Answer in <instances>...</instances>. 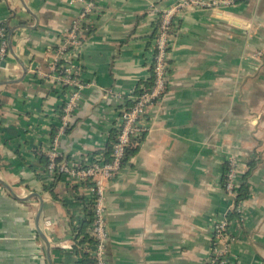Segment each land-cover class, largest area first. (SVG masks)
<instances>
[{"label":"crops","instance_id":"0c3cea01","mask_svg":"<svg viewBox=\"0 0 264 264\" xmlns=\"http://www.w3.org/2000/svg\"><path fill=\"white\" fill-rule=\"evenodd\" d=\"M178 1L97 0L74 56L84 86L58 138L64 159L89 162L120 127L122 109L150 87L157 11ZM83 8L81 0H0L9 51L0 60V264L79 259L74 226L91 188H75L66 175L55 180L39 153L67 98L51 66ZM170 52L167 92L149 111L150 129L108 184L107 263L206 264L212 221L233 201L224 174L235 156L248 196L230 225L228 264H264V0L185 11Z\"/></svg>","mask_w":264,"mask_h":264},{"label":"built area","instance_id":"2783aa9c","mask_svg":"<svg viewBox=\"0 0 264 264\" xmlns=\"http://www.w3.org/2000/svg\"><path fill=\"white\" fill-rule=\"evenodd\" d=\"M81 1H83L84 8L67 33V38L58 45L51 66V73L49 74V77L55 83L65 87L67 98L61 110L58 133L45 152L50 158L47 168L51 174L54 175L56 169H58L74 183H83L86 180L94 181L95 185L91 188L92 195H94L95 213L92 233L96 239V247L92 253L95 264H108L106 248L109 230L106 215V191L108 184L123 169L127 149L137 145L139 139L149 131L151 123L148 114L150 109L159 104L167 92L173 21L187 10L193 8H224L234 5L236 0H180L169 7L157 9L159 24L153 45V82L150 87L133 98L131 105L122 109L120 129L117 141L114 143L112 159L104 162L101 157H97V161L91 164L89 162L74 163L67 159L57 161L59 156L58 138L64 135L70 127L84 86L81 80L83 68L81 63L76 61L74 57L80 54L83 48V43L79 39L80 29L97 2V0ZM8 55L7 25L3 20H0V60L7 58ZM228 161L230 166L226 176L225 190L233 198L229 208H236L238 212L243 213L244 201H235L239 193L237 188L238 161L235 156H230ZM226 213L212 221L211 248L206 264L229 263V245L234 237ZM44 225L46 228H50L54 225V222L47 218Z\"/></svg>","mask_w":264,"mask_h":264},{"label":"trees","instance_id":"16d2710c","mask_svg":"<svg viewBox=\"0 0 264 264\" xmlns=\"http://www.w3.org/2000/svg\"><path fill=\"white\" fill-rule=\"evenodd\" d=\"M241 1H245V0H236V3L241 2ZM174 21H173V25H174ZM84 24L85 23H83V25ZM158 24H159V21H158ZM157 31H158V25H157ZM157 31H156V33H157ZM66 38H67V34L61 39V42H63ZM152 82H153V75H152L151 84H152ZM128 103H131V102L129 101ZM132 103H133V101H132ZM63 107H64V104H63ZM63 107H62V109H63ZM59 123H60V120H59ZM58 126H59V124H58ZM69 129H70V127L66 130V133L69 131ZM119 129L120 128H112L111 129V136H110L109 140L106 142L105 148L103 150L96 152L94 154V156H92L89 159L90 164L97 161L95 158L96 155H101V160L103 159L104 162L110 161L112 159L113 147H114V143L117 141ZM57 133H58V128L56 130L55 129L53 130L52 140H54ZM137 149L138 148L136 146L129 147L127 149L125 163L129 159V157H131V155H133L137 151ZM39 156H40L41 163L48 170L47 167H48V164L50 163V158L47 156L45 151H41L39 153ZM62 159H64L63 155H59L57 157L58 162L61 161ZM229 166H230V164H229V161L227 159V162L225 163L224 187H225V182H226V178H227L226 176H227V172L229 170ZM54 175H55V180H56L65 174H63L58 169H56ZM244 175H245L244 178H246L248 173H246ZM238 176H239V172L237 175V180H238ZM237 184H238V181H237ZM94 185H95L94 181L86 180L83 183H76V185L74 187L77 189L79 186L92 188V187H94ZM50 188H52V186ZM237 188H238L239 193H238L237 197L235 198V201L236 202L244 201L245 198H247V196H248V184H247V182L243 181L242 184H240V185L238 184ZM83 200L86 202V209H85L86 213H85L84 217L82 218V220L80 221V223L77 226H74L75 231H76V237H75L76 242H75V246H74V252H75V254L78 255V258H79L78 260L75 261V264H95V258L93 257V253H92L96 247V239L92 233L94 214H95L94 213V202H93L94 201V195H91L89 198L83 197ZM242 215H243V213L238 212L236 210V208H229L228 212L226 213V216H227V219H228L230 225H231L232 219L234 217L242 218Z\"/></svg>","mask_w":264,"mask_h":264},{"label":"water","instance_id":"95a60500","mask_svg":"<svg viewBox=\"0 0 264 264\" xmlns=\"http://www.w3.org/2000/svg\"><path fill=\"white\" fill-rule=\"evenodd\" d=\"M40 214H41V210L39 211L38 216H37L38 220H39V216H40ZM37 227H38V229H39V232L41 233V229H40V227H39V224H37Z\"/></svg>","mask_w":264,"mask_h":264}]
</instances>
